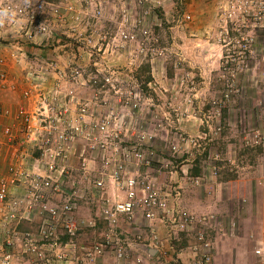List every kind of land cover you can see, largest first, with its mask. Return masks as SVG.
Returning a JSON list of instances; mask_svg holds the SVG:
<instances>
[{
    "label": "rangeland",
    "instance_id": "374dc122",
    "mask_svg": "<svg viewBox=\"0 0 264 264\" xmlns=\"http://www.w3.org/2000/svg\"><path fill=\"white\" fill-rule=\"evenodd\" d=\"M14 1L18 6L24 3ZM30 3L43 6L57 38V34H69V25L78 15L97 29L96 41L104 39L97 56L99 68L114 72L118 88L116 93L111 89L103 94L104 114L114 108L117 127L136 139L146 137V146L155 151L156 166L149 176L157 178L156 184L164 181L166 174L156 171L166 172V164L173 163L178 171L174 180L184 177L180 168L199 175V187L183 184L182 203L196 216L209 215L215 229L213 264H258L253 249L264 233V0ZM19 30L11 21L0 26V53L18 87L4 92L22 99L19 80L28 62L48 64L58 54L50 45L32 48ZM122 30L135 31L138 40L113 43L112 37L119 38ZM20 38L25 45L21 46ZM60 57L56 63L65 70L70 59ZM93 62L87 56L77 64L87 68L86 76L94 69ZM79 95L86 100L91 97L85 87ZM4 104L12 113L20 106ZM85 191L75 213L82 221L80 246H89L115 230L129 232L125 233L128 239L139 229L145 231L147 222L137 227L118 220L114 226L119 227L114 229L108 222H99L91 180ZM38 227L35 219L22 226L32 232ZM137 254L142 257L140 264L155 260L147 252ZM14 264L34 263L18 253Z\"/></svg>",
    "mask_w": 264,
    "mask_h": 264
},
{
    "label": "built area",
    "instance_id": "2783aa9c",
    "mask_svg": "<svg viewBox=\"0 0 264 264\" xmlns=\"http://www.w3.org/2000/svg\"><path fill=\"white\" fill-rule=\"evenodd\" d=\"M3 3L15 9L11 23L20 28V37H27L32 48L50 45L58 55L48 64L28 62L19 80L23 102L17 111L0 105V264H14L18 253L34 264H140L137 252L146 254L143 247L156 252L149 257L154 261L143 259L147 264H213L215 229L209 215L196 216L182 203L183 184L199 187V175L180 168L184 177L174 180L178 171L173 163L166 164V172L156 171L166 174L156 184L157 178L149 176L156 166L155 151L146 146V137L136 139L117 127L114 108L104 114L103 94L118 88L114 72L99 68L104 39L96 41L97 29L78 15L68 24L69 34L57 38L43 6ZM138 36L122 30L112 42L134 43ZM60 56L70 59L65 70L56 63ZM87 56L94 69L85 76L87 68L77 63ZM5 62L0 53V90L17 89ZM84 87L91 94L88 100L79 95ZM89 180L99 222L113 229L118 220L137 227L147 222L145 231L139 229L128 239L129 232L115 230L80 246L82 221L75 213ZM33 219L39 221L38 229L24 230V222ZM253 255L264 264V233Z\"/></svg>",
    "mask_w": 264,
    "mask_h": 264
},
{
    "label": "crops",
    "instance_id": "0c3cea01",
    "mask_svg": "<svg viewBox=\"0 0 264 264\" xmlns=\"http://www.w3.org/2000/svg\"><path fill=\"white\" fill-rule=\"evenodd\" d=\"M18 100H19V102H18ZM2 102L5 103L4 105L10 106V107H15V106L21 104L23 101H22V99H20V97L18 98L15 95L7 94L6 92L0 90V105H3ZM0 172H4V166L1 164H0ZM193 204L199 205L200 202L195 201V202H193Z\"/></svg>",
    "mask_w": 264,
    "mask_h": 264
},
{
    "label": "clouds",
    "instance_id": "9594fccd",
    "mask_svg": "<svg viewBox=\"0 0 264 264\" xmlns=\"http://www.w3.org/2000/svg\"><path fill=\"white\" fill-rule=\"evenodd\" d=\"M24 3L27 5L30 3V0H24ZM16 16V11L12 7L0 6V26H4L6 22L12 21Z\"/></svg>",
    "mask_w": 264,
    "mask_h": 264
},
{
    "label": "water",
    "instance_id": "95a60500",
    "mask_svg": "<svg viewBox=\"0 0 264 264\" xmlns=\"http://www.w3.org/2000/svg\"><path fill=\"white\" fill-rule=\"evenodd\" d=\"M144 251L147 252L148 254H150V256H152V255L154 256L156 253L154 250H151V249L146 248V247H145Z\"/></svg>",
    "mask_w": 264,
    "mask_h": 264
}]
</instances>
